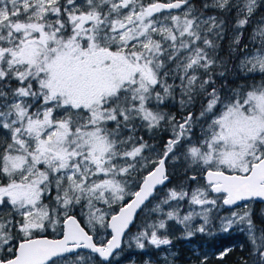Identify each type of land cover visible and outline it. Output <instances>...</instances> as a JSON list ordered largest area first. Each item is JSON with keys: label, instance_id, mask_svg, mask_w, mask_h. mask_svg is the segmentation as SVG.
Wrapping results in <instances>:
<instances>
[{"label": "snow or ice", "instance_id": "6c2138e0", "mask_svg": "<svg viewBox=\"0 0 264 264\" xmlns=\"http://www.w3.org/2000/svg\"><path fill=\"white\" fill-rule=\"evenodd\" d=\"M180 245L264 264V0H0V264Z\"/></svg>", "mask_w": 264, "mask_h": 264}, {"label": "trees", "instance_id": "16d2710c", "mask_svg": "<svg viewBox=\"0 0 264 264\" xmlns=\"http://www.w3.org/2000/svg\"><path fill=\"white\" fill-rule=\"evenodd\" d=\"M178 247L181 249L183 255H182L181 260H179L177 262V264H192V262L187 259L188 256H192V253L188 250L187 246L180 245ZM240 255H242V253H240L239 250H237L236 253L234 254V256L232 258L226 260L224 262V264H234L235 258L239 257ZM193 259H194V257H193ZM212 264H218V262L213 260Z\"/></svg>", "mask_w": 264, "mask_h": 264}]
</instances>
